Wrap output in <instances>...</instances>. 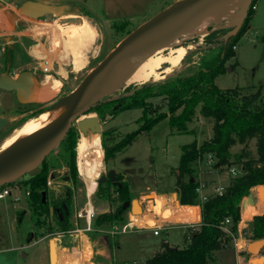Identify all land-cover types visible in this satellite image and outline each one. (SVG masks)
<instances>
[{"label":"rangeland","instance_id":"1","mask_svg":"<svg viewBox=\"0 0 264 264\" xmlns=\"http://www.w3.org/2000/svg\"><path fill=\"white\" fill-rule=\"evenodd\" d=\"M23 1L25 0H14L8 3L0 2V43L12 41L17 45L16 70L23 67L36 70L43 74L40 86L45 84L46 81L49 82V78L60 81V86L54 97L43 101V103H46L44 108L27 114L22 118L15 113V108L18 107L17 104L13 100L8 99V94L0 92V116L10 119L9 125L0 134V144L29 118L37 116L49 107L58 106L64 98L70 95L71 91L80 85L88 72L105 57L114 44L132 27L129 30L127 29L131 25L135 26L137 24L138 20L137 18L131 20L124 29L119 28L121 24L113 27L112 22L105 21L100 17H84V13H86L84 5L70 0H61V4L68 6V9L59 15H45L41 18L30 19L19 14L18 9ZM175 1L177 0H153L147 7V14L154 15L156 14L155 11L162 10L161 8H165ZM254 7V17H252L246 33L239 39L234 48V57L225 63L224 72L214 79L215 84L220 89L254 88L264 85V0H256ZM82 21H86L90 25L94 33L93 38L84 40L79 44L80 46L77 45L70 48L66 42L65 35L61 33V29L72 27ZM239 24L240 21L238 19L233 20L229 27H220L217 30L211 28L209 33L218 31L212 36L207 37L208 33L204 37L185 40L182 46L186 49V54L178 72L170 77L143 83L129 84L120 82L119 84L115 82L110 86L108 93L97 102V105L102 103L109 104L104 105L102 107L103 110L100 112L92 110L87 115L81 116L83 118L88 115H94L98 118L101 125V132L98 134L103 151L101 171L95 180L96 185L90 196L86 193L85 182L82 175L79 174L78 166L76 183L69 178L70 170L64 160L67 155L64 150L65 142L59 143L51 151L44 161L48 166L47 181L49 180V184L46 182L47 198L52 193L58 195L66 188H70L73 194L68 217V225L72 229L71 232L80 230L81 227L85 229V217L89 204L93 208L90 218L91 231L95 228L94 221L99 215L112 211L118 205V203L111 204L110 201L100 198L96 194L97 186L99 185L97 180L100 177H106L109 171H113V177L118 184L120 182L128 184L131 193L130 202L136 200L138 205L145 209L147 199L158 197L159 202L156 209L154 208L155 202L153 204L149 202L148 209H152L157 221H166L167 219L164 218H169L174 208L170 209V205L167 208L164 207L165 200L163 196L160 195L159 191L151 192V190L169 189L172 186L176 180L181 146L194 140L197 143H201L208 139L211 136V121L202 118L196 112L192 121L187 125L189 133H177L169 127L167 120L164 119L153 125L150 130L138 134L124 150L109 157L107 160L104 159V148L113 147L127 134L138 129L147 119L165 112L167 110L166 97L153 96V93L158 89V85L175 78H185L193 74L203 61L210 59L217 53L218 44L216 41L227 35V29ZM177 38L179 36L175 37V39ZM189 45H193V47ZM24 49L31 57H27ZM79 57L81 58L79 59ZM74 58L79 59L83 63L81 69L73 66L72 61ZM39 85L36 84V88H40ZM143 85L153 86L146 92L141 89ZM29 101L34 104L42 102L37 98L35 101ZM9 102H11L10 106H8ZM133 103H143V106L122 109L133 105ZM32 107L31 105L25 106L23 109H31ZM76 122L74 121L73 129L76 131L74 133L76 134L75 151L77 165V144L83 133L78 130ZM88 132L90 131L88 130ZM239 149V145L231 148L232 158H234ZM249 150L254 153L253 141L249 144ZM206 158L195 167V181L198 187L202 186L201 193L197 192V197L212 194L213 189L217 185H227L230 178H232L229 173L231 166L222 171L214 169V163L207 164ZM232 167L237 168V165L233 164ZM38 170L39 168H36L8 184L7 187L11 191V196L0 200L1 263L26 264L23 254L28 253L30 257L34 249V247L27 246L28 234L32 238L45 237L50 238V240L57 234H63L59 231L57 216L52 211L49 212L48 216L41 215L38 218L40 224H35L36 217L29 208L25 189L18 184L19 181L27 180ZM105 183L101 182L100 184L105 186ZM113 189L114 185L112 183L109 188L111 193H114ZM245 199L242 200L241 204L243 202L246 204ZM252 206L254 207L252 208ZM263 208L262 202L256 205H249L247 214L251 211L252 214L250 215H252V218L255 215L264 214V212L255 214L256 211ZM178 212L182 214L183 218L192 219L196 215L197 208H194V206L186 207ZM19 213L21 214V221L17 223V215ZM129 213V216H137L139 214L138 211H132L130 205H128L125 218H127ZM244 213H246V208L242 217H244ZM147 216L151 217L152 215ZM153 223V220H148L149 225H153ZM142 224L136 223L138 226H142ZM112 225L108 226L109 230ZM121 226L122 223L119 225V229ZM248 229L247 226L242 231V238L249 240L248 242L246 241L247 245L255 241L248 238ZM191 230H193V224L190 227L188 226L186 231L182 228L162 229L159 231L158 236H153L152 231L128 228L125 232L119 231L114 236L115 243L121 247V251H123L126 260H128L126 264H133L132 260H136L134 264H140L144 258L141 255L134 254L133 246L136 247L138 244L143 248H152V245H158L162 240L167 239L170 243L178 246V248H183L187 244L185 232L189 234ZM146 233L150 234L149 238L145 236ZM239 245L242 246L244 243L240 242ZM232 247H234V241H230L225 248L216 251L214 253L215 263L235 264L234 249ZM252 252V254H256L255 251ZM253 262L255 261L253 260ZM256 262L264 264V258Z\"/></svg>","mask_w":264,"mask_h":264},{"label":"trees","instance_id":"2","mask_svg":"<svg viewBox=\"0 0 264 264\" xmlns=\"http://www.w3.org/2000/svg\"><path fill=\"white\" fill-rule=\"evenodd\" d=\"M256 0H252L247 14L238 26L228 28L225 37L216 41L217 53L210 59L203 61L197 70L188 77L175 78L158 85L153 96L166 97L167 110L147 119L138 129L127 134L121 141L111 148H104V159L124 150L138 134L148 131L153 125L166 119L169 127L177 133H189L187 125L192 121L196 112L211 121V136L201 143L195 140L181 146V154L176 173V186L180 193L181 208L190 207L197 203V187L195 181V167L206 156L214 158L213 168L225 170L237 165L240 175L230 178L221 195H208L200 205V222L189 234H185L187 244L183 248L169 247L163 244L161 251L147 258L144 264H216L214 253L224 248L232 238L222 231L221 222L229 217L232 224L230 232L236 233L237 209L242 200L247 197L250 189L264 186V85L254 88L220 89L215 84V77L224 72L225 63L234 57V48L239 39L246 33L252 17ZM120 22V23H119ZM130 23L123 19L112 22V26L121 24L124 29ZM131 25L127 30H129ZM126 30V31H127ZM218 31H213L207 37ZM153 85H143L142 91H149ZM109 103H95L89 111H102ZM143 103H133L122 109L142 107ZM88 111V112H89ZM144 111V110H143ZM76 131L69 132L65 138L64 150L67 152L66 161L69 178L76 183ZM254 142V153L249 150L250 142ZM239 145L240 149L234 158L231 148ZM48 166L45 162L37 173L19 185L28 191L29 208L36 217V225L41 215L48 216L50 209L58 208L63 220H57L61 233L71 232L65 211H70L72 192L66 188L62 193L51 194L47 198ZM110 181L97 186L96 194L107 199L110 203H118L112 210L99 215L94 221L96 227H108L124 221L130 202V192L127 183L113 184L111 193ZM262 185V186H261ZM7 186V185H4ZM247 204L244 205L243 212ZM180 207V206H179ZM254 206H252L253 208ZM264 212L258 210L255 214ZM21 221V214L17 215V223ZM248 238L258 240L264 238V214L253 216L248 225ZM29 235V234H28Z\"/></svg>","mask_w":264,"mask_h":264},{"label":"water","instance_id":"3","mask_svg":"<svg viewBox=\"0 0 264 264\" xmlns=\"http://www.w3.org/2000/svg\"><path fill=\"white\" fill-rule=\"evenodd\" d=\"M223 0H177L162 10L158 11L151 17L133 26L127 33L118 40L109 50L105 57L83 78L80 85L75 88L70 95L73 97L68 107L57 117L51 126L50 133H40L30 137L20 139L13 143L7 149L0 151V186L8 185L21 176L36 169L44 160V158L60 143L66 135L73 121L88 113L89 109L102 99L109 91L114 80L116 72L121 68L123 62V52L137 39L144 35H152L159 32H167L174 28L175 24L183 17L192 12H198L196 17L190 21L191 25L202 20L210 14ZM252 0H244L241 7L236 11L235 17L240 22L247 14ZM68 6L53 0H25L19 6V14L21 16L37 19L45 15H59L66 11ZM235 26V25H233ZM184 30L177 32L176 36H181ZM175 36V37H176ZM173 39L167 41L169 45ZM1 54V51H0ZM35 82V77L29 71L22 72L16 80L8 77L6 73H0V90H15L18 101L21 103L28 102V97L24 93H28L29 87ZM22 91L23 94H22ZM74 91H76L74 93ZM8 124L6 117H0V134ZM80 133L86 134L87 129L91 133L101 132V125L97 117L84 118L76 122ZM34 147L33 154L26 163L9 166L10 157L17 152L26 148ZM177 173V171H176ZM113 175V171L108 172ZM99 183V179L97 180ZM262 190V191H261ZM258 202H264V187L255 188ZM246 203L255 205V200L251 192L248 193ZM125 206L130 205L132 211H138L141 215L142 210L136 200L125 202ZM240 207L237 209L239 214ZM264 248V238L255 240L248 245V252L259 255ZM264 258V253L262 254Z\"/></svg>","mask_w":264,"mask_h":264},{"label":"bare ground","instance_id":"4","mask_svg":"<svg viewBox=\"0 0 264 264\" xmlns=\"http://www.w3.org/2000/svg\"><path fill=\"white\" fill-rule=\"evenodd\" d=\"M243 2L244 0H223L210 14L202 20L194 22L191 28H188V25L190 21L196 17L198 12H192L186 17H183L175 24L174 28L167 32H159L140 37L123 52L121 57V62L123 63L121 68L116 72L112 84L115 82L119 84L120 82L129 84L143 83L172 76L181 69L180 66L186 54V49L182 46V43L187 39L206 36L211 28L217 30L220 27L231 26L232 21L236 20L235 13ZM180 30H184L182 35L175 39L177 32ZM61 33L65 35L66 42L70 48L81 44L84 40H91L94 35L90 25L86 21L78 22L72 27L61 29ZM169 39H173V41L167 45ZM189 46L193 47V45ZM165 51H167V53L164 54ZM80 58L81 57H79V59ZM79 59L74 58L72 61L73 66L77 69H81L83 66V63ZM48 80L50 81H46L45 84L41 86L39 85L40 88H36V84L32 82L28 93H24V96L32 101H35L36 98L42 102L50 99L59 89L60 81L51 80L50 78ZM75 92L76 91H74V93ZM72 99L73 97L68 95L58 106L49 107L37 116L23 122L10 136L8 135L9 137H5V140L3 139L4 141L0 144V151L7 149L20 139L40 133H50L54 121H56L57 117L68 107ZM87 117L91 118L95 116L88 115L83 118L80 117L77 121ZM33 152L34 147L14 153L8 161L9 166H17L26 163ZM102 157L103 151L100 146L98 133L88 132L86 135L82 134L77 144V166L79 174L82 175L84 179L88 196L92 194L95 188V180L101 171ZM257 187L259 186L255 188ZM263 187L264 186H262V188ZM154 199H156V197H154ZM262 206L264 207V202H262ZM261 210L264 211V208ZM247 211H249V205L246 206L244 218L250 216L251 211L248 214ZM92 212L93 208L91 204H89L87 208L88 218H90ZM131 219L135 224L143 223L139 216H132Z\"/></svg>","mask_w":264,"mask_h":264},{"label":"crops","instance_id":"5","mask_svg":"<svg viewBox=\"0 0 264 264\" xmlns=\"http://www.w3.org/2000/svg\"><path fill=\"white\" fill-rule=\"evenodd\" d=\"M11 1L14 0H0L1 3H8ZM53 1H58L61 3V0H53ZM70 1L78 2L84 5L86 11V13H84V17L87 18L100 17L108 22H114L123 19L131 21L137 18L138 20L136 23L138 24L152 15V14H147L148 13L147 7L150 4V2H152L153 0H70ZM155 12L157 13L158 10ZM217 186L226 187L227 185H217ZM152 191L153 192L159 191L160 195L163 196L165 200L164 207L167 208L170 205V209L174 208L173 209L174 211L170 214L169 218L172 220L174 219L175 221H180V224L178 225H167V228L165 230L171 228H182L186 231V228L188 226L190 227L191 224H193V227L199 224L200 211L199 212L197 211L196 215L193 216L192 219L183 218L182 214L178 212L179 210L182 209L181 206L183 205H181L179 201L180 193L176 186V180L173 182L172 186L169 189L151 190V192ZM154 201L156 202V206H157L159 202V198L156 197ZM257 203L259 202L257 201L255 205ZM156 206L154 205L155 208ZM141 210L143 213L142 207ZM129 214L127 218L129 217ZM250 214H252V212H250ZM137 216H139L143 221L144 219L143 217H141L140 215ZM133 217H136V215ZM149 218H151V220H153L154 222H159L157 221V218L155 216H151ZM146 220L148 221V219ZM83 228L84 227H81L80 230H75L74 232L57 234L52 240H50V238H45V237L36 239L30 237V235H27V244H28L27 246L34 247V249L30 257L28 253L23 254V258L26 260V264H126L128 260H126L123 251H121V247H119L115 243V236L110 234V230L108 227H103L104 228L103 229L102 227L95 226L93 231L91 230L87 231L84 230ZM137 230H144V229H137ZM145 230L152 231L149 228ZM158 235L159 233L153 236H158ZM145 236L149 238L150 234L146 233ZM246 241L248 242L249 240L240 239V241H238V245L240 242H243L245 245V246L239 245L240 247H242V250L240 251H238L235 247H232L234 249L235 264L237 260L240 259H244L250 264H259L256 261L262 258V254L264 253V248L261 251L262 253L259 255L251 254L248 252V245ZM163 244H166L169 247L178 248V246L170 243L167 239H165L162 240L158 245H152V248L149 247L143 248L142 246H139L137 244L136 247L133 246V252L134 254H138L139 256L141 255L144 258L140 262V264H144L147 258L151 257L154 253L162 250ZM253 260L255 262H253ZM135 261L136 260H132V263L133 264L136 263Z\"/></svg>","mask_w":264,"mask_h":264},{"label":"built area","instance_id":"6","mask_svg":"<svg viewBox=\"0 0 264 264\" xmlns=\"http://www.w3.org/2000/svg\"><path fill=\"white\" fill-rule=\"evenodd\" d=\"M253 8H255V7H253ZM206 159H207L206 160L207 164L214 163V158L211 155H208ZM229 173L231 174L232 177H236V176L241 174V172L237 168H234L232 166L229 169ZM47 184H49V180L47 181ZM201 188H202V186L197 187V192L201 193L200 192L202 190ZM224 190H225V186H216L213 189V193L212 194L221 195L224 192ZM250 192L253 194V198H254L255 203H256L258 201V197H257V193L255 192V187L251 188ZM25 194L27 196L28 195V191H25ZM10 196H11L10 189L7 186H0V200L5 199L6 197H10ZM207 196L208 195H201V196L197 197V203L192 205L195 208H197L198 212L200 211L201 203L203 201H205ZM16 200H18V199H16ZM149 202H152V204H153L155 201H154V199H153V201H152V199H149V200L147 199L146 200V203H147L146 208L145 209L143 208V213L140 215L141 217L144 218L142 226H138V225L133 224L131 216H129L128 218H126V220L124 222H120L118 224H113L111 226V229H110V234L115 235L119 231L125 232L128 228L144 229V230L149 228L150 230H152L153 235H157L160 230L166 229L167 225H178V224H180V221H175L174 219L172 220L170 218H164V219H167V220L166 221H159V222H154L153 221L154 222L153 225H149L146 219L151 220V218H149L147 215L155 216V213L152 211V209H148L149 208L148 207V203ZM154 204L156 205V202ZM246 204L247 205H251L249 203H246ZM244 205H245V203L243 202L239 206L240 207V212H239V214L237 216L236 233L235 234H233L229 230V227L232 224V220L229 217L225 218L220 224V228L222 229L223 232H225L227 235H229L232 238L231 241H234V247L238 251L242 250V247H240L238 245V241H240V239H245V238H242V231L245 228H247V226L249 225V223L252 220V217H251L252 215H250L248 218L247 217H245V218L243 217L242 218V210L244 208ZM145 214H147V215H145ZM90 218H91V215H90ZM90 218H88V213H87V215L85 217V224L86 225H85V229L84 230H87V231L90 230ZM121 223H122V226L119 229V225ZM0 264H5V263H1L0 262ZM236 264H250V263H248L244 259H240V260H237Z\"/></svg>","mask_w":264,"mask_h":264},{"label":"flooded vegetation","instance_id":"7","mask_svg":"<svg viewBox=\"0 0 264 264\" xmlns=\"http://www.w3.org/2000/svg\"><path fill=\"white\" fill-rule=\"evenodd\" d=\"M0 51H1V54H0V73H6L9 78L16 80L17 77L22 72L29 71L35 77V84L39 85L42 82L41 77L43 76V74L40 73V72H38V71H36V70L28 69V68H25V67L16 70L17 69L16 68V65H17L16 64V62H17V57H16L17 45H15V43H13L12 41H5V42L0 43ZM25 53H26L27 57H31L30 54L26 50H25ZM0 92H3V93L8 94V99H10L11 101L13 100L17 104L18 107L15 108V113L18 114V116L21 117V118L23 116H26L27 114H31V113L37 112L41 108H44V106L46 105V103H43V102H39V103H35L34 104V103H31V101H28V102H25V103H21V102L18 101V98H17V95H16V91L15 90H8V91H2V90H0ZM23 92L24 91H22V94H23ZM10 103L11 102L8 103V106H10L9 105ZM30 105L33 106L31 109H29V108L23 109V107H25V106L27 107V106H30ZM0 117H2V116H0ZM7 119H8V124L7 125H9L10 119L9 118H7ZM73 125H74V121L72 122L70 128L68 129L66 135L60 141V143L61 142H64V140L67 137V135L69 134V132H72L74 130L73 129ZM47 156L44 158V160L42 161V163L45 161V159L47 158ZM41 164L37 168L40 169ZM107 180H109L111 184L112 183L113 184H118L115 181L113 175H109V174H107L106 177H100L99 178V183H101V182L105 183ZM50 211H52L54 214H56L57 220H60V221L63 220V215H62L61 211L58 208H55V207L53 209L51 208ZM65 214H66V217H69L70 211H65Z\"/></svg>","mask_w":264,"mask_h":264}]
</instances>
